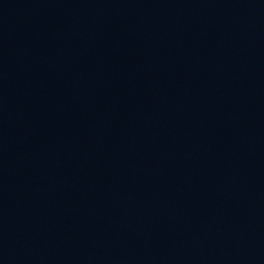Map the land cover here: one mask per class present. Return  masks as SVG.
Here are the masks:
<instances>
[{
    "label": "water",
    "instance_id": "water-1",
    "mask_svg": "<svg viewBox=\"0 0 264 264\" xmlns=\"http://www.w3.org/2000/svg\"><path fill=\"white\" fill-rule=\"evenodd\" d=\"M0 264H264V0H0Z\"/></svg>",
    "mask_w": 264,
    "mask_h": 264
}]
</instances>
